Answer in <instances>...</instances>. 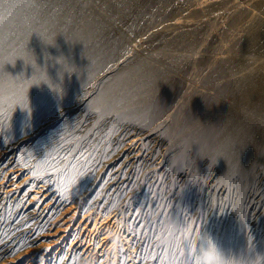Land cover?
<instances>
[{
    "label": "bare ground",
    "instance_id": "bare-ground-1",
    "mask_svg": "<svg viewBox=\"0 0 264 264\" xmlns=\"http://www.w3.org/2000/svg\"><path fill=\"white\" fill-rule=\"evenodd\" d=\"M261 1L192 0L172 16L157 6L150 36L122 37L123 51H63L54 29L50 51H0L11 63L0 77V264H162V251L164 264H195L184 237L201 233L225 258L264 256V115L206 74L225 47L158 51L205 33L213 15L253 17ZM211 148L224 159L210 164Z\"/></svg>",
    "mask_w": 264,
    "mask_h": 264
},
{
    "label": "rangeland",
    "instance_id": "rangeland-1",
    "mask_svg": "<svg viewBox=\"0 0 264 264\" xmlns=\"http://www.w3.org/2000/svg\"><path fill=\"white\" fill-rule=\"evenodd\" d=\"M114 1L89 0L87 6H82L76 0H67L62 6H56V0H0V51H50V44L54 40L43 41L49 29L58 31L57 41L68 45L63 51H123L125 42L122 37L150 36L148 28L157 6L172 16L180 6L192 0H130L120 11L115 8ZM254 10L256 13L253 17L242 13L232 22H225L221 15H213L205 33L194 35L184 45L164 43L158 51H217L225 47L226 55L213 61L206 74L219 75V85L230 91L232 99L238 101L247 113L260 117L264 115V1L259 2ZM94 11L103 13L104 18L95 19ZM219 23H224L223 29H218ZM93 25H97V31L78 42L80 34ZM212 28L216 33L213 41L214 35H207ZM28 38L31 41L27 42ZM20 42L25 44L20 47ZM36 42L37 49L34 45ZM163 102L161 100L158 105ZM194 112L191 111L188 116ZM203 155L216 162L219 154L211 148ZM193 166L197 173L202 170L198 161H194ZM161 189L156 187L154 193L158 194ZM149 230L158 232L151 227ZM159 243L162 246L167 243L163 234L159 235ZM162 252L159 258L164 264L167 255L165 251Z\"/></svg>",
    "mask_w": 264,
    "mask_h": 264
},
{
    "label": "clouds",
    "instance_id": "clouds-1",
    "mask_svg": "<svg viewBox=\"0 0 264 264\" xmlns=\"http://www.w3.org/2000/svg\"><path fill=\"white\" fill-rule=\"evenodd\" d=\"M33 58H34V56H33ZM34 61H35V59H34ZM24 63H25V65H31V67L33 68L34 71H35V69L39 68L36 65V63H35V68L33 67V64L31 62L26 63L24 61ZM5 64H11V63H3L2 65H0V77H5V76L9 75L4 70ZM193 144L198 145L197 143H192L191 146ZM240 149H242V148H240ZM199 152H200V149H199ZM199 152H198V155L200 156ZM203 157H207L210 160V164L212 163L209 156L204 155ZM218 158H223V156L217 155L216 156V163H217ZM184 239H185V242L188 244L190 249L193 247V245L198 246V248L194 252L195 264H237V262H239V264H264V256H261L259 254L255 255L253 258L248 259V260H234L231 258H225L223 252L217 247V245L214 243V241L211 239V237H209L207 235H203L202 233L197 235V236H192L191 234H187V235H185Z\"/></svg>",
    "mask_w": 264,
    "mask_h": 264
}]
</instances>
